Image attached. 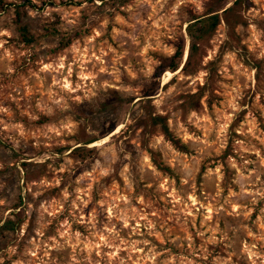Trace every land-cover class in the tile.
Wrapping results in <instances>:
<instances>
[{
  "label": "rangeland",
  "instance_id": "rangeland-1",
  "mask_svg": "<svg viewBox=\"0 0 264 264\" xmlns=\"http://www.w3.org/2000/svg\"><path fill=\"white\" fill-rule=\"evenodd\" d=\"M29 1L31 43L0 7V264H264V0L193 52L218 0Z\"/></svg>",
  "mask_w": 264,
  "mask_h": 264
},
{
  "label": "trees",
  "instance_id": "trees-1",
  "mask_svg": "<svg viewBox=\"0 0 264 264\" xmlns=\"http://www.w3.org/2000/svg\"><path fill=\"white\" fill-rule=\"evenodd\" d=\"M219 4L217 8L212 9L209 11L207 14L202 16L201 18H195L193 19L192 23H189L186 27L187 35L191 42L193 44L190 47L191 52L196 50V45L194 44V40L196 38L200 39L203 36L212 33L215 28L219 25L220 23V16L219 12L222 11V8H219L221 3L225 0H218ZM238 4V0L234 2V5ZM48 5L52 6L53 3H48ZM77 5V3L73 4ZM0 7H9L14 10V16H15V25L17 27L18 32L24 39L26 43H31L33 41V38L29 35L28 30L26 26L23 23V19H25L27 15V10H36L37 7L29 0H25L20 2L19 4L16 3H11V4H5L4 0H0ZM232 8H229L227 10H224L222 13L225 14L228 11H231ZM198 33V34H197ZM72 41V38L70 36H60V45L61 47H66L68 46ZM183 52H184V46H178L174 54L170 58H166L162 60L161 64L156 68L155 76L160 77L163 73L165 72H171L175 73L177 72L181 65H182V60H183ZM187 62L185 65L182 67V71L185 69ZM171 75V74H168ZM150 94H147L143 97H150ZM151 124L153 126H159L160 130L164 136V139L168 141L174 149L187 153V147L180 142L179 139L175 138L171 131L169 130L165 118L161 116H152L150 118ZM43 122H49L48 118L43 119Z\"/></svg>",
  "mask_w": 264,
  "mask_h": 264
},
{
  "label": "bare ground",
  "instance_id": "bare-ground-1",
  "mask_svg": "<svg viewBox=\"0 0 264 264\" xmlns=\"http://www.w3.org/2000/svg\"><path fill=\"white\" fill-rule=\"evenodd\" d=\"M169 78V77H168ZM168 82V81H167Z\"/></svg>",
  "mask_w": 264,
  "mask_h": 264
}]
</instances>
